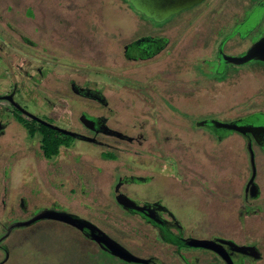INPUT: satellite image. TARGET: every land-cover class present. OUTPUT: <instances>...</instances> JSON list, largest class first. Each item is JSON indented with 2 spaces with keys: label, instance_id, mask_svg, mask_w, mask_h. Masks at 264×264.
Returning <instances> with one entry per match:
<instances>
[{
  "label": "rangeland",
  "instance_id": "rangeland-1",
  "mask_svg": "<svg viewBox=\"0 0 264 264\" xmlns=\"http://www.w3.org/2000/svg\"><path fill=\"white\" fill-rule=\"evenodd\" d=\"M194 11H199V8L191 9L190 7V9H184L164 21L152 23L135 10L130 9L129 4L124 0H0V41H12L15 44V51L19 52V55L24 51L21 46L17 45L19 41H22L21 37L36 42L42 41L39 43L43 51H47L42 52L39 45L40 51H35L39 59L44 57V54L69 58L72 41L75 43L74 45H77L73 49V53H76L78 58L86 60L90 53H95L93 56L96 60L94 59L92 62L93 65H74L72 60H58V62L49 63L48 68L50 67L56 76L53 74L48 76L41 84L39 91H43L49 101L56 103L55 113L57 116H63V121H54L58 127L73 133H86V130H82L79 124L89 127V122L92 120L85 111L92 109L104 116H110L108 125L111 129H119L120 136H135L142 133L151 138L150 142L140 148H131L120 154H115L105 148H99L46 130L54 134L62 143L71 144L69 150L60 149L58 146L54 149V155L63 154V157L66 156V159H69V175L68 173L58 174L60 169H55V173L59 176L52 179L56 186L54 189L50 188L49 183L44 180L43 173V175L31 174V170L27 171L24 190L28 201H26L27 197L22 199L17 195L13 205H7L8 193L0 192V235L1 226L26 220L41 210L49 208L55 212L58 218L78 222L74 217L76 215L95 225L96 228L105 231L121 245L127 254L136 255V249L144 245V241L131 231L132 222H129L128 226L125 225L128 222H124L123 218L128 219L129 217L120 212L117 207L118 201L114 207L112 204L107 205V200L113 198L111 195L113 184L110 185V183L121 175L120 171L116 170L117 167L122 163L135 164L140 161L139 159L147 158L149 169L146 167L139 170H142L143 174H148L154 170L155 165L163 163L164 169L159 174H166L168 180H172L170 181L172 185L169 186L170 195L167 196L166 201L177 204L175 209L183 218L184 224L193 228V234L205 236L210 233H219L230 236L238 243L256 244L261 252V259L255 264H264V158L256 159L257 177L255 180L260 186V193L255 201H251L252 212L248 216H241L240 207L243 208V204L248 200L245 195H242L241 190L243 181L248 174L246 159L220 156V149L224 145L216 142L212 145L213 152L206 153L200 140L190 139L195 137L193 134L190 137L189 135L182 136V139L189 137L182 142L178 139L182 135L181 133L190 134L196 131L202 123L200 120L210 117L197 114V85L194 81L192 83L184 82V80H193V73H191L193 69L190 67L186 69L188 74L185 76L177 74L178 61H175L187 53L197 54L194 47L202 43L200 41L209 43L212 38L211 15L200 17L193 25L184 26V28L174 24ZM262 14L257 16L252 25L242 29L238 28L233 32H230L228 27L227 29L221 28L217 34L227 41L239 33L241 37L247 36L250 41L257 33V31L252 33L250 30L255 27ZM206 16L207 18H205ZM7 23L11 25L12 29L6 26ZM150 27L153 30L160 29L151 32L153 36H164L173 41L171 46L173 49L171 55L173 56L168 59V62L157 61L144 64L140 72L143 75L152 74V76L160 74L159 78L151 77L142 84L131 82L130 80L136 78L134 77L137 74L136 70L133 68V64H128L119 57L116 59H119L118 63L122 67L121 75L123 77L113 73L115 64L109 65L108 61H104L103 56L109 54L105 46L111 47L116 43L120 47H130L129 44L132 42L135 44L145 42L150 39L145 36L147 31H150L148 29ZM134 40L137 41L134 42ZM104 41H110L111 45L103 44ZM82 42L85 45L82 46ZM166 42V39L160 40L161 44L165 45ZM7 49L13 52L11 46L8 45ZM100 49L102 50L99 51ZM230 52L231 50L228 54H231ZM203 53L207 54V49ZM3 56L4 53L0 52V57L3 58ZM22 57L30 61L32 55L26 54ZM54 61L56 60L52 62ZM14 62H16L15 59ZM18 63L21 62L17 61L16 64ZM39 64L46 66L44 61ZM197 64L194 61V66ZM226 66L228 63L223 61L218 70L219 73H222ZM254 66V63L250 61L233 66V69ZM0 67L1 69L5 67L2 61H0ZM198 67L201 68V65L198 64ZM166 70L171 74L166 73ZM16 75L11 76L4 84V89H0L1 92L12 84ZM70 75H75V77H71L72 80L77 78L80 81L73 83ZM210 76L211 74H208V78ZM249 79L251 82L248 85L251 93L252 86H256L257 82L252 76ZM154 82L166 86L164 95L157 90ZM68 86L71 87L73 93H78L77 95L80 97L70 98ZM181 86L184 87L178 89ZM110 87L116 90L110 91ZM104 93L107 98H104ZM33 96L40 102L36 93ZM164 96L177 107L164 99ZM89 99L97 101V107L92 106ZM183 101L184 103L180 104ZM100 102H105L106 105L103 107ZM158 103H164L167 109L159 111ZM205 106L210 108L209 105ZM99 107H103V110ZM100 120L103 121V118ZM94 124L96 128L97 123ZM157 127L164 129L167 135L168 149L173 151L170 152L169 157H163L160 144L156 142L161 140V133L158 136L157 130L155 131ZM106 132L109 133L108 129ZM37 140L43 141L42 136H38ZM203 140L209 147L210 143L206 138ZM99 152H103L102 158L107 161L98 159ZM181 152L185 155L184 159L189 164V166H185L189 170L192 168L191 171L197 172L200 169L203 173L199 179H187L185 184V166L175 160V158H179ZM4 156L1 161H5ZM117 158L120 160L116 161ZM95 168L100 169L101 172L98 173ZM20 177V174H12L13 185L10 186V191L14 192V188H12L14 186L16 190L21 186L23 180ZM38 177L43 179L42 185L38 182ZM147 180L150 182L149 178ZM81 184L84 187L83 191L80 188ZM250 185L251 180L246 185L245 192L249 190ZM181 187L185 192H189L192 188L197 189H192L193 195L187 193L185 195ZM1 188L2 186H0V191ZM34 188L36 191L40 190L37 196L30 195V191H33ZM178 197L183 201L179 205L180 198L178 199ZM19 199L22 202L21 209L18 206ZM39 199L42 201L40 202ZM50 200L57 207L48 205ZM46 202L48 203L46 204ZM244 210L248 211V208L244 207ZM3 238V236L0 238V264H98L100 259V252L94 243L85 239L73 227L55 220L38 221L26 229H13L6 239L3 240ZM188 250L201 251L197 248H188ZM215 263L222 264L218 260Z\"/></svg>",
  "mask_w": 264,
  "mask_h": 264
},
{
  "label": "flooded vegetation",
  "instance_id": "flooded-vegetation-1",
  "mask_svg": "<svg viewBox=\"0 0 264 264\" xmlns=\"http://www.w3.org/2000/svg\"><path fill=\"white\" fill-rule=\"evenodd\" d=\"M187 2L193 3L190 6L191 9L199 8V11L189 13L187 16L183 17L180 21L175 22L174 24L184 28V26L187 27L189 25H193L200 17L203 18L207 14L209 16L211 15L210 24L213 26L211 32L212 38L209 40V43H206V41H200L202 43L198 46L196 45L197 47H194L198 52L197 54L194 55L187 53L180 56L179 59H175V61H178V63H176L179 68L177 74L185 76L188 74L186 69H189V67L193 69L191 71V73H193V80H184V82L192 83L194 81L197 85V114L202 116L209 115L210 117L200 120L202 123H200L198 126L199 128L196 131L190 134L181 133L182 135H180V138L178 139L182 142L185 138L189 139V137L193 134L195 137L190 139L200 140L203 150L206 153L211 154L213 152L214 148L212 145L216 142L224 145L220 149V156L232 158L240 157L246 159L248 164V174L246 179L243 181L241 190L242 195H245L248 199L247 202L243 204L244 207L248 208V211H245L244 207H240V215L248 216L252 212L251 201H255L260 193V186L255 180L257 177L256 159L264 158V62L253 59L250 61L254 63V67L245 69L239 67L238 69H233V66H239L245 64L246 62L234 64L228 62L225 58H238L243 56L253 44L264 37V0H187ZM190 7L185 9H190ZM261 13H263L262 17L255 24V27L250 30L252 33H256L257 31L250 41H248L247 36L241 37L239 33H236L234 38L228 39L227 41H224V38H220L217 34L218 30L221 28L227 29L228 27L230 29L229 31L233 32L234 30L237 31L238 28L242 29L243 27L252 25L255 23L257 16ZM140 15L142 14L140 13ZM207 16L205 18H207ZM145 18L150 20L152 23H156L150 18ZM6 26L12 29L9 23H7ZM148 29L150 31H147L145 36L150 39L136 44L132 42L129 44L130 47H120L117 46L116 43L111 45L110 41H104L103 44L111 45V47L108 45L105 46V48L108 49L109 54H106L107 56L103 57L104 61L109 62L107 64H115L113 66V73L123 77L121 75L122 67L120 66V63H118L119 59H116V57H119L126 63L133 64V68L136 70L137 74L134 76L136 78L130 80L131 82L142 84L145 80L148 81L151 79V77H154L155 79L159 78L160 74L152 76V74L143 75L140 72L142 71L144 64L157 61H163L165 63L168 62V59L173 56L171 55V51L173 50L171 49L173 41H170L164 36L155 37L152 35L151 32L159 31L160 29L153 30L151 27ZM21 39L22 41H17V45L21 46L24 50L20 53L21 55H19V52L15 51V44L12 43V41H0V52L4 53L3 58L0 57V61H2L5 65L4 69H1L0 67V89H4V84L11 78V76L13 77L17 73L16 79L12 82V84L9 85V87H7L3 92L0 90V178L2 177V180H0V186H2L0 192H3V194L5 192L8 193L7 205H13L14 198L17 195H19L22 199L27 197L25 194L26 191L24 190L26 187L25 182L27 180L25 173L29 170H31V174L43 173L44 180L49 183L50 188L54 189H56V186H54L52 182L53 177L55 178V176H59V173L62 175L68 173L69 175V159H66V156L63 157V154L60 156L54 155V149L58 146L60 149L65 148L69 150L71 144L62 143L61 140H59L54 134L46 131L49 130L51 132L59 133L49 126L62 129L58 127L54 121H63V116H57V113H55L56 103L49 101L43 91H39V88H41V84L48 76L55 74L50 67L48 68L49 63H55L58 62V60H72L75 63L74 65H93L92 62L95 59L93 56L95 53H90L86 60L78 58L76 53H73V49H75V46L77 47V45H74L75 43L73 41L70 46L71 52L69 51V58L54 57L44 54L45 56L40 57L39 59L37 58L38 54H36L35 51H40L38 46L40 45L39 42L42 41H31L26 37H21ZM161 39L167 40L165 45L160 43ZM135 41L137 40H134V42ZM8 45L13 48V52L7 49ZM83 45H85V43L82 42V46ZM205 49L208 51L207 54L203 53ZM229 50H231V54H228ZM41 51L45 53L47 50L43 51L41 46ZM111 53L112 56H110ZM26 54L30 56L32 55V58L29 59L30 61L23 59L22 56ZM14 59L16 62L20 61L21 63L16 64ZM38 59L39 62L44 61V65L46 66H41ZM53 60L56 61L52 62ZM194 61L200 64L201 68L198 67V64L197 66H194ZM223 61L228 63V66L225 67L222 73H219L218 70L220 69ZM148 65L150 66V64ZM165 72L171 74L168 70ZM208 74H211L209 78ZM66 76H69V74H66ZM73 76L75 77V75H70V78ZM250 76H252L257 82L256 86L253 87L251 85L253 88L251 93L249 91L250 86L248 85L251 82L249 79ZM161 77H163V75H161ZM79 81L80 80L77 78L76 80H72L73 83ZM154 83H156L158 88L157 90L161 91L164 95L166 93V86H164V84L160 85L158 82ZM183 87H178V89ZM42 88L44 89V86H42ZM70 88V86L67 88L69 90L70 98L73 96L80 97L77 95L78 93H73ZM113 90L115 91L116 89H110V91ZM34 93L37 94L40 102L33 96ZM104 98H107L106 94ZM164 99L167 98L165 97ZM89 102L94 107L98 104L95 100L89 99ZM168 102L171 103L169 100ZM183 103L184 101L180 104ZM171 104L176 106L173 103ZM101 105L104 107L106 103L103 102ZM205 105H209L210 108H207ZM103 107L99 108L103 110ZM157 108L159 111L167 109L164 103H158ZM85 113L91 118L92 122H89V127H86L85 124H79L82 130H86V133L74 132L79 137L72 138L77 141L89 143L90 145H95L99 148H105L115 154H120L122 151L125 152L131 148H140L151 140L149 136H144L142 133H138L135 136H120L121 133L118 131L119 129L115 130L109 127L108 121L110 120V116H104L92 109L86 110ZM101 118H103V121L100 120ZM94 123H97L96 128ZM229 126H236L240 128L250 127L257 128V130L254 134L249 132L241 133L237 130L230 129ZM106 129H108L109 133L106 132ZM156 130L158 136L159 133H161V140H157L156 142L160 144L163 157H169L170 152L173 151L168 149L167 135L164 132V129L157 127L155 131ZM59 134L65 135L62 133ZM185 135H189V137L182 139V136ZM38 136H42L43 141L37 140ZM65 136L70 137L68 135ZM80 137L93 139V141H85ZM203 138H206V140L210 143L209 147L206 146ZM102 154L103 152H99L98 159L107 161L102 158ZM180 154L179 158H175V160L183 166H189L184 159L185 155H183V152ZM3 155H5V161H1ZM189 157L192 158L191 156ZM117 160H120V158H117L116 161ZM139 160L140 161L135 164L132 163L128 165L126 163H122L117 167L116 170L120 171L121 175H119L117 179L114 178L110 183V185L113 184V186H111V195L113 198H111L112 201L110 198L107 200V205L112 204L114 207L118 201L119 204L117 203V207L120 209V212H123L129 217L128 219L123 218L124 222H128V224L125 225L128 226L130 225L129 222H132L133 224L130 225L131 231L135 232V235H139V238L144 241V245H141V247L136 249V255L127 254L121 245L112 239L105 231H101L96 228L95 225L80 219L76 215L74 217L78 220L77 226L72 222L69 223L58 218L40 221L44 222L55 220L73 227L85 239L94 243L100 253L107 254L109 256L112 254L110 253L109 247L112 244H115V250H117V253L113 254L116 256H113V258L120 264H216V260L225 264L221 257L213 251L201 248H197L201 251L188 250V248H193L187 246L186 241L188 239L214 240L221 246V249L231 259L233 264H255L261 259V252L256 244L238 243L230 236L219 233H210L205 236H197L193 234V228L187 227L184 224L183 218L175 209L177 204L166 201L170 195L169 186L170 184L172 185L170 182L172 180H168L169 178L166 174H159V172L164 169L163 163L161 165H155L154 170H151L148 174H143L142 170L139 169H144L146 167L149 169V165L147 164L148 159L141 158ZM58 163L59 165H57ZM57 168L60 169V171L57 172L58 174L55 173V169ZM184 168L186 174L184 178L185 184L187 183V179L197 180L203 174L200 169L196 172L191 171L192 168L190 170L186 166ZM96 171L98 173L101 172L100 169H96ZM15 173L21 175L20 178L23 182L21 181V186L17 190L15 186L12 187L14 188L13 192V190L10 191V186L13 185L12 174ZM41 177L37 178L40 185H42L43 182ZM78 178L81 179V177ZM147 178H149L150 182H148ZM250 180V188L245 192V187ZM61 184L63 185V183ZM80 188L81 191L84 190L82 184L80 185ZM181 188L182 191H184L183 187ZM192 189L196 190L197 188ZM192 189H190L189 192L184 191L185 195L186 193L191 195ZM38 190L36 191L34 188L33 191H30V195L37 196L40 192V190ZM121 197L129 198L135 203L137 209H124L120 202ZM179 198L180 197H178V199ZM10 199H12V201H10ZM39 200L40 202L42 201L41 199ZM26 201H28V197ZM50 201L51 202H49L48 205L57 207L55 203H52V200ZM181 201L182 198L178 200V205L181 204ZM47 203L48 202H46V204ZM18 206L21 209L22 202L20 199L18 200ZM1 207L3 208V205H1ZM44 210H49V208L41 211ZM54 217L58 216L55 215ZM8 226H1L2 231L0 238L5 235L6 228ZM92 231H94L95 235L102 240V246L86 236ZM7 236L4 237L3 240L6 239ZM232 243L237 246L255 247L259 252L260 258L255 260L235 252L231 246ZM7 249L9 251V246Z\"/></svg>",
  "mask_w": 264,
  "mask_h": 264
},
{
  "label": "water",
  "instance_id": "water-1",
  "mask_svg": "<svg viewBox=\"0 0 264 264\" xmlns=\"http://www.w3.org/2000/svg\"><path fill=\"white\" fill-rule=\"evenodd\" d=\"M130 5L133 7V9L142 15H144L147 18L152 19L155 22H161L166 20L172 15L177 14L181 10L190 7L193 3H188L187 0H127ZM260 60L264 62V37L259 39L255 44H253L243 56L238 58H225L228 62L238 64L247 62L250 60ZM44 124V123H43ZM55 131H58L59 133L68 135L70 137H79L77 134L73 132H69L63 129H59L57 127L49 126ZM230 129L237 130L241 133L249 132L251 134H254L257 128H240L236 126H229ZM82 140L85 141H93V139H88L85 137H80ZM120 202L124 209L129 210V208L137 209L135 206V203L131 201L129 198L121 197ZM56 214L54 211L44 210L39 212L38 214L34 215L32 218L26 220V221H19L11 223L6 228V233L3 237H6L9 232L13 229H19V228H26L31 226L37 221L40 220H46V219H55L58 217H54ZM61 219V218H58ZM63 221L71 223L69 220ZM74 225H78V222H72ZM80 228V227H79ZM88 238L96 242L97 244L101 245V239H99L98 236L95 235V232L92 231L90 234L86 235ZM187 246L193 247V248H201L213 251L216 253L221 259L225 262V264H233L231 259L225 254V252L221 249V246L217 244L214 240H205V239H188L186 241ZM233 250L241 255L248 256L250 258H253L255 260L260 258L259 252L256 250L253 246H237L235 244H231ZM115 244H112L109 249L110 253L116 254L117 250H115Z\"/></svg>",
  "mask_w": 264,
  "mask_h": 264
},
{
  "label": "trees",
  "instance_id": "trees-1",
  "mask_svg": "<svg viewBox=\"0 0 264 264\" xmlns=\"http://www.w3.org/2000/svg\"><path fill=\"white\" fill-rule=\"evenodd\" d=\"M124 2L125 3H128L129 4V7L133 9V7L130 5V3L127 0H124ZM137 13H139V12H137ZM142 16L144 17V15H142ZM113 256L116 257L113 254H111L109 256L107 254L100 253V259L98 261V264H106V263L119 264L118 262H116V260L113 258Z\"/></svg>",
  "mask_w": 264,
  "mask_h": 264
}]
</instances>
